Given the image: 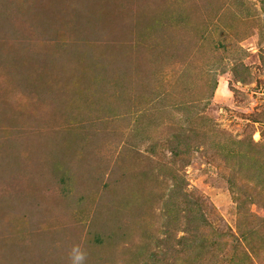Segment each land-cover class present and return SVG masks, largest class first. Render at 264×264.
I'll return each mask as SVG.
<instances>
[{
    "label": "rangeland",
    "instance_id": "obj_1",
    "mask_svg": "<svg viewBox=\"0 0 264 264\" xmlns=\"http://www.w3.org/2000/svg\"><path fill=\"white\" fill-rule=\"evenodd\" d=\"M0 264H264V0H0Z\"/></svg>",
    "mask_w": 264,
    "mask_h": 264
},
{
    "label": "trees",
    "instance_id": "obj_2",
    "mask_svg": "<svg viewBox=\"0 0 264 264\" xmlns=\"http://www.w3.org/2000/svg\"><path fill=\"white\" fill-rule=\"evenodd\" d=\"M250 253H251V251H249ZM248 256V255H247ZM247 256H245L246 258H247ZM248 259H249V257H248Z\"/></svg>",
    "mask_w": 264,
    "mask_h": 264
},
{
    "label": "clouds",
    "instance_id": "obj_3",
    "mask_svg": "<svg viewBox=\"0 0 264 264\" xmlns=\"http://www.w3.org/2000/svg\"><path fill=\"white\" fill-rule=\"evenodd\" d=\"M77 259H80V257H77Z\"/></svg>",
    "mask_w": 264,
    "mask_h": 264
}]
</instances>
